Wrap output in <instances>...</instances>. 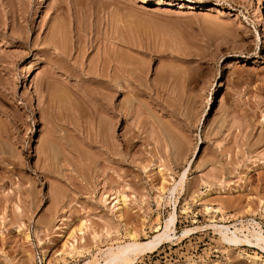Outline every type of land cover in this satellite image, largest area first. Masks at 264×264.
<instances>
[{
  "label": "rangeland",
  "instance_id": "rangeland-1",
  "mask_svg": "<svg viewBox=\"0 0 264 264\" xmlns=\"http://www.w3.org/2000/svg\"><path fill=\"white\" fill-rule=\"evenodd\" d=\"M155 1L0 0V264L102 261L172 212L194 233L135 264L264 263L200 230L264 233V0Z\"/></svg>",
  "mask_w": 264,
  "mask_h": 264
},
{
  "label": "bare ground",
  "instance_id": "bare-ground-1",
  "mask_svg": "<svg viewBox=\"0 0 264 264\" xmlns=\"http://www.w3.org/2000/svg\"><path fill=\"white\" fill-rule=\"evenodd\" d=\"M154 3L156 5H161L165 7L172 6V3L168 1L156 0ZM188 7L190 8V6H186V8ZM185 174L186 172L183 174L182 178L178 183L172 185L171 189L166 190L163 187L161 188L160 191L162 193L167 191L168 195L172 197L176 192L178 186H181V184L183 183ZM114 200L116 201L115 207L117 208V212L120 215L122 213L121 210L126 204L127 197L120 192L117 194ZM211 211L215 214L217 213L216 209L215 210L212 209ZM263 217H264V209H263ZM175 220H176V215L175 213L172 212L168 220L164 223L163 228L159 230L157 229L155 232L156 234L149 240L145 242H138L136 241L135 236L130 233L129 242L117 245L115 247H109L105 251H103L102 261H99L98 259H92L85 261L83 264H135L140 257H142L147 253L156 252V250H158L162 245L167 243H172L174 240L178 241L181 238H184L194 233L195 228L194 229L185 228L181 230L180 233H175L173 229ZM240 226H241L240 228H237L235 227V225L216 224L214 222L213 223L211 222L210 225L200 227V230L201 229L212 230L231 248L249 247L254 250L252 255L241 254L240 256H244L252 263L255 261H262L259 259L260 256L258 257V254L255 252L256 250H258L259 252H262L264 254V233L260 230V226H258L257 223L251 221V233L249 234V236L245 232L246 229L244 230L243 226L242 225ZM82 227H84V223H81L77 231L80 232L82 230ZM246 231L248 232L249 230L247 229ZM70 238L72 239V235H70ZM25 239L26 240L29 239L28 234H25ZM63 247H66V245H63ZM66 248L68 250L67 252L68 255L77 254L80 250L73 243L67 245Z\"/></svg>",
  "mask_w": 264,
  "mask_h": 264
}]
</instances>
